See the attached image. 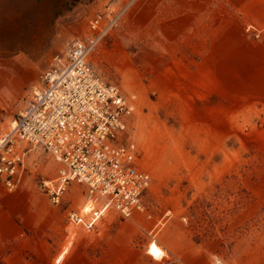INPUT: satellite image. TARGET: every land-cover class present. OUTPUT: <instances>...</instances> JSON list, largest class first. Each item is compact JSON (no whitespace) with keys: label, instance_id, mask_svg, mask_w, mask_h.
Listing matches in <instances>:
<instances>
[{"label":"rangeland","instance_id":"obj_1","mask_svg":"<svg viewBox=\"0 0 264 264\" xmlns=\"http://www.w3.org/2000/svg\"><path fill=\"white\" fill-rule=\"evenodd\" d=\"M108 9L122 15L90 64L135 103L128 133L139 166L153 178L150 216L123 218L110 210L91 230L73 226L67 214H86V189L72 183L62 204H52L41 182L56 177L59 163L36 148L16 189L0 184V210L35 244L26 257L48 264L52 251L59 261L70 246L65 257L264 264V88L257 50L243 49L242 42L227 50L219 41L218 53L204 58L205 43L181 39L178 10L169 14L163 0H0V72L19 59L40 80L54 57L84 38L90 20ZM202 59L208 67L201 70ZM17 113L0 121V132ZM152 242L165 251L162 259L147 253Z\"/></svg>","mask_w":264,"mask_h":264},{"label":"built area","instance_id":"obj_2","mask_svg":"<svg viewBox=\"0 0 264 264\" xmlns=\"http://www.w3.org/2000/svg\"><path fill=\"white\" fill-rule=\"evenodd\" d=\"M121 15L109 9L96 14L87 35L54 57L9 128L0 132L4 187L15 190L29 152L42 149L59 163L56 177L41 182L51 203L62 204L72 183L84 186L87 201L96 203L89 214L74 209L67 214L70 224L87 230L110 210L123 218L138 212L150 216L146 198L153 178L139 166V149L128 133L135 103L117 86L105 83L90 64L91 54Z\"/></svg>","mask_w":264,"mask_h":264},{"label":"crops","instance_id":"obj_3","mask_svg":"<svg viewBox=\"0 0 264 264\" xmlns=\"http://www.w3.org/2000/svg\"><path fill=\"white\" fill-rule=\"evenodd\" d=\"M163 8L168 9L169 14L178 10L179 22L185 26L181 39L205 43V47H201L204 58L218 53L214 51L219 48V41H226L227 50L231 42H242V48L248 51L257 50L262 67L261 86L264 88V0H163ZM247 27L253 31L247 32ZM197 67L202 70L208 67V63L202 59ZM39 81L35 72L19 59L3 66L0 72L1 122L20 111L27 96L23 92H30ZM0 184H3L1 180ZM11 217L7 209L0 210V264H43L32 256L26 257L28 249L31 250L35 244L29 246L24 228ZM35 248V251H40V248ZM69 249L70 246L63 251L59 261L54 260L56 252L52 251L48 264H138L137 258L65 257Z\"/></svg>","mask_w":264,"mask_h":264},{"label":"bare ground","instance_id":"obj_4","mask_svg":"<svg viewBox=\"0 0 264 264\" xmlns=\"http://www.w3.org/2000/svg\"><path fill=\"white\" fill-rule=\"evenodd\" d=\"M95 205H96V203L93 200H90L87 204L84 205V208H82V212L89 214L90 212H92ZM153 246H155V249L157 252L156 255H153V252H152ZM147 253L155 259H162L166 255L165 251L159 245H157L154 242H152L149 245Z\"/></svg>","mask_w":264,"mask_h":264},{"label":"snow or ice","instance_id":"obj_5","mask_svg":"<svg viewBox=\"0 0 264 264\" xmlns=\"http://www.w3.org/2000/svg\"><path fill=\"white\" fill-rule=\"evenodd\" d=\"M152 252H153V255H156L157 254L156 249H155V246H153Z\"/></svg>","mask_w":264,"mask_h":264}]
</instances>
